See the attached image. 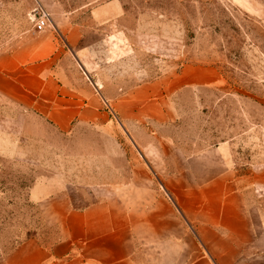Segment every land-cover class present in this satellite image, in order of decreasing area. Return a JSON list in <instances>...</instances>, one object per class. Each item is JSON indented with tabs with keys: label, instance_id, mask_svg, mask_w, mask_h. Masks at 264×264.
<instances>
[{
	"label": "rangeland",
	"instance_id": "rangeland-1",
	"mask_svg": "<svg viewBox=\"0 0 264 264\" xmlns=\"http://www.w3.org/2000/svg\"><path fill=\"white\" fill-rule=\"evenodd\" d=\"M88 1L0 0V55L58 31L64 72L102 105L63 129L0 85V247L52 238L41 203L58 193L77 207L112 193L164 203L215 147L249 204L264 202V0ZM38 5L52 18L42 31Z\"/></svg>",
	"mask_w": 264,
	"mask_h": 264
},
{
	"label": "crops",
	"instance_id": "crops-1",
	"mask_svg": "<svg viewBox=\"0 0 264 264\" xmlns=\"http://www.w3.org/2000/svg\"><path fill=\"white\" fill-rule=\"evenodd\" d=\"M67 32L76 34L78 26ZM28 34L19 50L0 55V85L63 129L74 118L100 114L99 94L64 72L69 51L60 33ZM191 162L194 186L180 183L164 203H129L116 193L82 207L65 193L43 198L42 215L55 235L0 247V264H264V202L249 204L222 147ZM259 177L262 198L264 171Z\"/></svg>",
	"mask_w": 264,
	"mask_h": 264
},
{
	"label": "built area",
	"instance_id": "built-area-1",
	"mask_svg": "<svg viewBox=\"0 0 264 264\" xmlns=\"http://www.w3.org/2000/svg\"><path fill=\"white\" fill-rule=\"evenodd\" d=\"M32 20L36 30L42 31L52 23V18L47 9L42 5H38L33 12Z\"/></svg>",
	"mask_w": 264,
	"mask_h": 264
}]
</instances>
